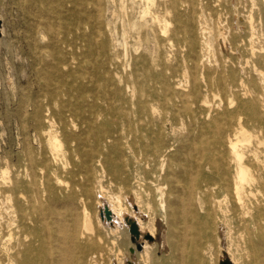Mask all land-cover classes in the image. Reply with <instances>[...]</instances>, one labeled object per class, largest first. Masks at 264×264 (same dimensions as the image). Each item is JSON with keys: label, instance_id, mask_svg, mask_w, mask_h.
Wrapping results in <instances>:
<instances>
[{"label": "rangeland", "instance_id": "rangeland-1", "mask_svg": "<svg viewBox=\"0 0 264 264\" xmlns=\"http://www.w3.org/2000/svg\"><path fill=\"white\" fill-rule=\"evenodd\" d=\"M21 1L0 0V264L8 217L2 173L9 163L14 180L29 181L22 142L37 147L36 141H43L33 107L42 97L43 75L31 48V14ZM100 6L101 32L117 70L87 85L100 96L95 110L102 113L73 130L87 131V136L68 151L61 146L66 168L57 175L60 181H50L60 201L54 209L64 225L68 264H125L129 259L128 248L134 246L127 227L102 224L101 198L117 214L137 215L139 225L154 236L164 231L160 243L145 241L149 258L136 252L135 264L162 258L191 264L197 250L199 264H218L215 229L220 225L235 264H264L262 195L245 192L244 205H238L225 195L219 176L203 166L198 169L202 163L195 153L182 148L183 141H213V119L237 106L248 119L243 124L253 141H264V0H154L152 5L146 0H101ZM42 42L37 38V45ZM193 85L197 95L191 94ZM252 117L261 120L259 129ZM223 128L219 141H226L227 125ZM98 132L106 139L97 144ZM154 151L163 155L162 170ZM33 171V185L12 194L27 216L47 208L33 190L40 179L39 169ZM25 223V232L38 240L40 224Z\"/></svg>", "mask_w": 264, "mask_h": 264}, {"label": "bare ground", "instance_id": "bare-ground-1", "mask_svg": "<svg viewBox=\"0 0 264 264\" xmlns=\"http://www.w3.org/2000/svg\"><path fill=\"white\" fill-rule=\"evenodd\" d=\"M89 1H93L92 4L88 0H24L20 2L21 8L31 14L32 21L28 26L35 28L31 48L43 75L42 97L33 104L34 121L43 141H36L37 147L29 141L22 142V151L27 160L26 169L30 171L26 175L30 177L29 181L21 183L14 180L10 175L9 163L6 164L2 173V180L6 185L5 193L8 194V217L4 226L2 264H68L69 261L67 257L69 246L66 242L64 225L62 226L57 220L54 209L60 201L53 194L50 181L52 177L60 181L57 175L66 168L64 162L66 157L61 146L64 145L65 150L68 151L72 145L75 147L87 136L86 130L85 133L82 131L76 133L73 130L83 124L90 125L96 120L97 115L102 113L100 109L95 110L100 96L94 87L87 88V85L93 83V79L97 76L102 74L113 76L117 70L116 63L108 55L111 46L101 32V0ZM146 1L151 5L154 2V0ZM37 38L43 41L41 45H37ZM222 47L224 49L229 47L224 39H222ZM222 47L220 46L221 49ZM191 78L194 83L196 78L193 75ZM205 86L209 87V82H206ZM191 88V94L197 95L195 85ZM254 116L257 117V115ZM255 119L256 128L259 129L261 120L254 118V121ZM247 121L239 106L227 110L224 118H215L212 121L213 141H183L182 148L189 153H195L202 163L197 166L198 169L203 166L219 176L220 186L225 191V195H232L238 205H244L245 192L249 195L255 192L262 195L261 201H257L261 204L259 207L264 209V141L260 139L253 141V135L243 124ZM224 125H227L226 141H219ZM128 133L133 134L130 129ZM95 139L94 142L98 144L104 141L106 136L96 133ZM154 153L161 161L160 170H162L163 155L157 151ZM34 168L39 169L40 179L37 185L34 183L36 186L33 190L45 199L47 208H39V210L37 208L35 216H27L19 199L13 200L12 194L33 185ZM211 185L217 186V182L213 181ZM39 200L40 195L36 198L37 202ZM28 201L25 202L28 203ZM116 204L119 209L121 205L118 200ZM49 205L53 209L50 210ZM109 208L117 221L122 223V218L126 214H117L112 207L109 206ZM261 215H264V210ZM132 217L139 225V217L135 214H132ZM25 221L40 224L38 240L32 234L25 232L27 228ZM119 223L114 221L111 228L120 226ZM83 224L85 226V222ZM139 230L141 233L147 232L154 237L153 230L145 231L141 225ZM217 230H219L217 237L221 251L219 260L226 256L232 264H235L225 250L226 236L223 226L217 227L216 233ZM161 236L164 240L163 230ZM35 242L38 245L34 246ZM142 253L147 256V259L149 258V246L145 242ZM155 264H161V260H157Z\"/></svg>", "mask_w": 264, "mask_h": 264}, {"label": "water", "instance_id": "water-1", "mask_svg": "<svg viewBox=\"0 0 264 264\" xmlns=\"http://www.w3.org/2000/svg\"><path fill=\"white\" fill-rule=\"evenodd\" d=\"M2 35V20L0 18V37ZM102 205L98 209V216L102 224L106 227H113V222L119 223L109 208L107 202L101 198ZM133 211L138 212L136 205L130 200ZM122 223L127 227V232L129 235V241L134 247H129V259L125 260V264H135L133 258L136 252H141L143 250V244L146 241L147 243H152L154 240L160 243L161 236L159 233H156L155 236H151L147 232L141 233L139 230V225L136 219L129 215H124L122 218ZM121 225V223H119ZM218 264H232L230 260L225 256L223 259L219 260Z\"/></svg>", "mask_w": 264, "mask_h": 264}, {"label": "crops", "instance_id": "crops-1", "mask_svg": "<svg viewBox=\"0 0 264 264\" xmlns=\"http://www.w3.org/2000/svg\"><path fill=\"white\" fill-rule=\"evenodd\" d=\"M194 247V245L192 246ZM198 247V245L196 246ZM161 260V264H178L176 262V260H173V259H168V260H164L163 258L160 259ZM181 264V263H180ZM185 264H188V261H185ZM191 264H199V260H198V250L196 251V260L194 262V260L191 262Z\"/></svg>", "mask_w": 264, "mask_h": 264}]
</instances>
